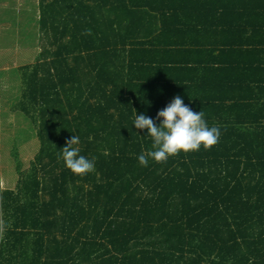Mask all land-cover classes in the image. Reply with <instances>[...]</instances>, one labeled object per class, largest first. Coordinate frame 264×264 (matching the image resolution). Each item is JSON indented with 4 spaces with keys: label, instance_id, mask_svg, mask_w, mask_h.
Masks as SVG:
<instances>
[{
    "label": "trees",
    "instance_id": "obj_1",
    "mask_svg": "<svg viewBox=\"0 0 264 264\" xmlns=\"http://www.w3.org/2000/svg\"><path fill=\"white\" fill-rule=\"evenodd\" d=\"M203 1L39 0L43 49L13 111L40 150L0 193V264H264V13ZM176 96L218 143L140 166L136 114ZM73 135L95 160L83 177L60 158Z\"/></svg>",
    "mask_w": 264,
    "mask_h": 264
},
{
    "label": "rangeland",
    "instance_id": "obj_2",
    "mask_svg": "<svg viewBox=\"0 0 264 264\" xmlns=\"http://www.w3.org/2000/svg\"><path fill=\"white\" fill-rule=\"evenodd\" d=\"M40 14L39 0H0V181L8 188L19 182L18 161L29 166L40 149L32 122L13 111L21 100L23 67L34 65L43 49ZM1 210L0 200V236Z\"/></svg>",
    "mask_w": 264,
    "mask_h": 264
},
{
    "label": "clouds",
    "instance_id": "obj_3",
    "mask_svg": "<svg viewBox=\"0 0 264 264\" xmlns=\"http://www.w3.org/2000/svg\"><path fill=\"white\" fill-rule=\"evenodd\" d=\"M132 125L140 131L147 129V137L151 138V149L137 157L143 167H147L150 160L161 163L181 153L197 152L201 148L210 150L221 135L219 127L208 125L203 111H194L180 96L160 110L155 120L145 114H136ZM79 144V136L73 135L60 150V158L71 174L83 177L94 171L95 160L81 155Z\"/></svg>",
    "mask_w": 264,
    "mask_h": 264
},
{
    "label": "crops",
    "instance_id": "obj_4",
    "mask_svg": "<svg viewBox=\"0 0 264 264\" xmlns=\"http://www.w3.org/2000/svg\"><path fill=\"white\" fill-rule=\"evenodd\" d=\"M204 5H201V8H197V12H203L205 15H209L212 13H218V12H228L232 14H250V13H264V0H204ZM220 3H225L221 8L219 5ZM40 9V8H39ZM41 17V14H40ZM40 17H37V25L38 28H40L39 20ZM35 64V63H34ZM29 66V65H27ZM26 67V66H25ZM24 68V67H23ZM40 150V149H39ZM39 153V151L36 153V155ZM18 170V167H17ZM19 173V172H18ZM21 175L19 173V181H20ZM1 183H3V187H1ZM19 184V182H18ZM18 184L13 185L12 187H7L5 185V182L2 180L0 181V193L2 191L6 190H16L18 187ZM2 203V202H1ZM2 207V205H1ZM2 212V210H1ZM2 229L3 230V223H2Z\"/></svg>",
    "mask_w": 264,
    "mask_h": 264
}]
</instances>
